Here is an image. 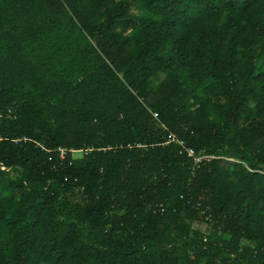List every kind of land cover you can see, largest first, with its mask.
<instances>
[{"label": "trees", "instance_id": "trees-1", "mask_svg": "<svg viewBox=\"0 0 264 264\" xmlns=\"http://www.w3.org/2000/svg\"><path fill=\"white\" fill-rule=\"evenodd\" d=\"M0 264H264V0H0Z\"/></svg>", "mask_w": 264, "mask_h": 264}, {"label": "built area", "instance_id": "built-area-1", "mask_svg": "<svg viewBox=\"0 0 264 264\" xmlns=\"http://www.w3.org/2000/svg\"><path fill=\"white\" fill-rule=\"evenodd\" d=\"M154 116L157 118L158 117V114L155 112L153 113ZM166 144H175V145H178L180 147V150H181V153H185L188 157H191L193 159V162L195 165H197L198 163H200V161L202 160V157L201 156H198L196 154V151L193 149V148H190L188 146H186V144L180 140L176 135L174 134H170L169 137H168V141ZM89 150H69V152H71V154L73 155V159L75 158H78L77 156H75V153H80V154H86ZM59 152H60V157L62 159H64L68 153V150L65 149V148H60L59 149ZM81 155V156H82ZM80 156V157H81Z\"/></svg>", "mask_w": 264, "mask_h": 264}, {"label": "rangeland", "instance_id": "rangeland-1", "mask_svg": "<svg viewBox=\"0 0 264 264\" xmlns=\"http://www.w3.org/2000/svg\"><path fill=\"white\" fill-rule=\"evenodd\" d=\"M81 155L82 154H80V153H75V156H77V157H80ZM199 227L207 234L211 232V227L208 225L201 224ZM242 243L243 244H250V245L252 244V243L245 241V240H243Z\"/></svg>", "mask_w": 264, "mask_h": 264}]
</instances>
